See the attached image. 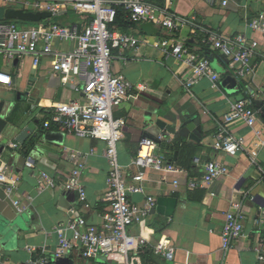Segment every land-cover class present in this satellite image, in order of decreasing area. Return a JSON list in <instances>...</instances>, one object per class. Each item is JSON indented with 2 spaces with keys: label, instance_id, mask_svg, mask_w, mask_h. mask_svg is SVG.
Masks as SVG:
<instances>
[{
  "label": "crops",
  "instance_id": "1",
  "mask_svg": "<svg viewBox=\"0 0 264 264\" xmlns=\"http://www.w3.org/2000/svg\"><path fill=\"white\" fill-rule=\"evenodd\" d=\"M149 2L178 20L180 26L170 32L144 21L115 30L142 42L138 49L113 53V73L124 76L136 96L114 112L116 119L126 122L118 146L119 160L129 179L137 172L131 166L141 140L151 136L157 144L156 153L167 157L178 170L149 171L145 193L132 196L139 208L145 206L148 197L155 201L150 212L140 214L129 229L130 260L132 264H264L258 259L260 254L264 255V120L261 117L255 129L242 122L224 120L232 103L246 101L256 110H261L260 103L264 104V34L252 27L264 16V0H230L226 8L209 0ZM0 5L33 10L24 0L12 4L0 0ZM89 21L90 16L67 7L41 23L21 25L48 28L58 24L83 32ZM238 36L259 44L254 60L257 68L254 77L247 80L239 79L228 62L207 44L211 37ZM170 38L209 57L218 81L203 78L187 89L190 74L183 63L158 49L160 40ZM76 45L57 42L55 49L69 52ZM53 60L52 56L42 57L36 66L30 56L11 61L0 52V73L10 77L0 81V100L7 95L16 99L18 93H29L28 100L18 102V109L7 121L9 125L23 124L32 130L24 144H20L8 135V127L2 131L0 126V165L20 178L18 193L11 198L0 186V224L14 229L13 235L0 238V264H29L44 249H56V229L61 228L71 239L74 232L69 224L74 220L104 230L110 214L105 201L110 171L104 155L106 144L63 134L55 125L44 126L58 104L84 103L73 79L64 84L53 73ZM140 86L144 89L140 90ZM225 132L243 138L245 150L236 156L224 153L218 136ZM71 152L81 153L85 162L81 178L86 192L83 202L79 193L68 190L64 183L74 169L68 160ZM29 160L32 167L26 165ZM209 162L227 167L225 176L210 186L191 188L190 182L201 181L204 166ZM44 176L55 180L56 186L48 187ZM13 200L20 201L23 212H18ZM235 205L244 212V235L231 250L224 251L225 216ZM170 249L174 250L173 261L162 255ZM158 250L160 254L156 253ZM51 264H124V260L119 255L85 259L76 248Z\"/></svg>",
  "mask_w": 264,
  "mask_h": 264
},
{
  "label": "built area",
  "instance_id": "2",
  "mask_svg": "<svg viewBox=\"0 0 264 264\" xmlns=\"http://www.w3.org/2000/svg\"><path fill=\"white\" fill-rule=\"evenodd\" d=\"M226 8L230 0H209ZM12 4L15 0H5ZM25 5L32 12H49L57 16L65 8L71 7L78 14L90 16L88 26L83 32L78 29L62 27L52 24L50 27L24 28L15 22H0V52L7 60H15L30 56L37 66L42 57H53L52 71L62 78L64 84L73 79L84 96V103L71 102L58 104L45 128L55 125L63 134L73 135L79 139L102 141L106 144L105 158L110 171L107 179L105 201L109 203L110 214L106 218L104 230H98L86 225L83 220H74L69 224L73 230V238L68 239L61 228L56 229L58 244L56 249H44L40 257L29 264H51L52 260L67 255L79 248L85 259L98 256H121L124 264H132L129 254V229L138 220L140 214H148L154 205V198L148 197L143 208H139L132 196L145 193L144 182L149 171L171 172L178 169L170 165L167 157L156 153L157 144L151 138H144L139 144L138 154L132 163L137 169L128 179L119 160L118 146L123 139L124 119H116L114 112L122 104L136 98L132 94V85L124 76L115 75L112 71L113 53L123 54L125 51L135 50L141 46V40L126 33L111 29L117 18L116 5L124 6L131 23L149 21L162 28L175 32L179 29V22L174 17L155 8L149 0H24ZM26 10V9H25ZM256 31L264 34V16L252 26ZM76 43V47L63 52L55 49L56 43ZM212 51L217 52L229 64V69L242 80L254 77L257 66L254 60L259 47L258 42L248 41L245 36L233 39L211 37L207 40ZM158 49L166 56L181 61L185 70L190 74L186 88L193 87L199 80L209 78L218 81V74L214 71L209 57L196 54L183 42L174 38L162 39L158 42ZM9 76L0 73V81H8ZM140 90L144 87L140 86ZM264 98V90H263ZM261 118V110L253 109L250 103L239 101L232 103L225 115L226 123L242 122L247 127L255 129ZM218 136L220 149L233 156L245 150L246 141L233 134ZM264 145V142H263ZM74 164L65 185L68 190L77 191L80 200H86V192L81 183L85 170L83 156L79 152H71L68 157ZM26 165L32 167L29 160ZM228 169L219 162H209L204 166L201 181H191L190 187H207L225 176ZM48 187H55L56 181L44 176ZM20 178L12 175L9 168L0 165V186L8 197L18 193ZM19 213L23 212L19 200H13ZM239 209V210H237ZM244 212L239 205L225 216L222 232L224 251L231 250L244 235ZM80 229H83L82 231ZM29 252L36 251L27 248ZM156 253L160 254L158 250ZM168 261L174 260V250L162 252ZM264 261V255L258 256Z\"/></svg>",
  "mask_w": 264,
  "mask_h": 264
},
{
  "label": "water",
  "instance_id": "3",
  "mask_svg": "<svg viewBox=\"0 0 264 264\" xmlns=\"http://www.w3.org/2000/svg\"><path fill=\"white\" fill-rule=\"evenodd\" d=\"M52 18V14L49 12H32L22 8H12V7H5L0 5V22L3 21H21L25 23H41L47 19ZM31 85L29 86L28 91L30 90ZM232 88V87H231ZM28 94H17V98L13 99L11 96L7 95L4 99L0 100V126L2 127V131H4L8 127V135L13 136L14 140L20 144H24V142L29 137V132H31V128L23 127V124H16L12 123L9 125L7 119L10 118L11 113L18 109L17 104L21 100L27 101ZM259 108L261 109V117L264 120V104L260 103ZM161 128L163 125L159 123ZM22 129V130H20ZM172 128H169L171 130ZM151 138V136H148ZM14 234V229L5 223L0 224V238L1 237H8Z\"/></svg>",
  "mask_w": 264,
  "mask_h": 264
},
{
  "label": "trees",
  "instance_id": "4",
  "mask_svg": "<svg viewBox=\"0 0 264 264\" xmlns=\"http://www.w3.org/2000/svg\"><path fill=\"white\" fill-rule=\"evenodd\" d=\"M117 9V18L115 23L111 26L112 30H120L131 27L133 23H131L128 19V13L126 12L124 6L122 5H116L115 6ZM10 22H19V23H24L20 21H3L1 23H10Z\"/></svg>",
  "mask_w": 264,
  "mask_h": 264
},
{
  "label": "rangeland",
  "instance_id": "5",
  "mask_svg": "<svg viewBox=\"0 0 264 264\" xmlns=\"http://www.w3.org/2000/svg\"><path fill=\"white\" fill-rule=\"evenodd\" d=\"M24 7H25V6H24ZM22 9H24V8H22ZM26 10H28V9H26ZM28 11H30V10H28ZM20 22H21V21H20ZM15 23H17V22H15ZM17 24L21 25V24H23V23H19V22H18Z\"/></svg>",
  "mask_w": 264,
  "mask_h": 264
}]
</instances>
